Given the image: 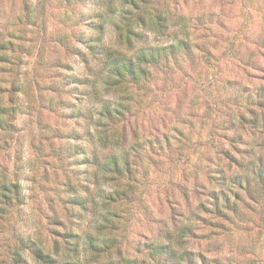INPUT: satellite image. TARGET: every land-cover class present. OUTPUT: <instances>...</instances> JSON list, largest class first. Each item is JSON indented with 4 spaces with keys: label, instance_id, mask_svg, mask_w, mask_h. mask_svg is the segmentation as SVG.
<instances>
[{
    "label": "rangeland",
    "instance_id": "1",
    "mask_svg": "<svg viewBox=\"0 0 264 264\" xmlns=\"http://www.w3.org/2000/svg\"><path fill=\"white\" fill-rule=\"evenodd\" d=\"M102 2L0 0V177L21 185L0 216V264L28 237L56 264H264V116L237 118L264 84V0H147L148 11L130 12L140 17L126 41V6ZM157 11L169 35L154 29ZM175 30L185 46L108 89L107 66L79 40L101 37L135 59L173 42ZM108 153L131 170L109 180ZM115 184L125 195L107 201ZM67 190L83 206L62 199ZM169 235L180 238L176 259L153 256Z\"/></svg>",
    "mask_w": 264,
    "mask_h": 264
},
{
    "label": "trees",
    "instance_id": "2",
    "mask_svg": "<svg viewBox=\"0 0 264 264\" xmlns=\"http://www.w3.org/2000/svg\"><path fill=\"white\" fill-rule=\"evenodd\" d=\"M68 1H83V0H68ZM100 1H103L102 2L103 5H105L104 3L107 2L106 5L104 6L106 9L114 10L113 9L114 8L113 2L115 0H99V2ZM119 1L122 2L126 6L125 11L123 13V16H125L127 19L123 18L124 24L122 25V27H125V29H124V32L120 33L122 38L126 41L127 38H130L131 33L128 30V27L130 26L131 21H136V19L138 20V18L140 17L139 14H135L134 15L135 19H133V15L130 16V12L133 9H141L143 11L146 9L148 11V9L145 8V6L147 4V0H119ZM102 3H99V7L102 6ZM157 12L158 13H156L154 15L155 19L151 20V22L154 26V29H156L162 35H165V34L169 35L170 32H167L165 30L167 28V26L162 21V19H163L162 14H160L159 11H157ZM100 16H102L101 12H100V15H98V17H100ZM94 17L95 16L92 15L91 16L92 19L90 21L92 23V25H90V28H92V29L98 28L100 26V22H101V21H95L93 19ZM98 17L96 16V18H98ZM119 25L120 24H117V26H118L117 29L121 28V27H119ZM176 30L173 32L174 33V36L172 38L174 40L173 42H169V43H166L163 45H157L155 47H151L150 48L151 50L149 52H144L142 50L139 51V49H138L139 52L136 53L137 57L135 59L126 56L122 52H118L116 50V48H114V49H112L111 47L108 48V46L106 45L107 43L103 42L101 37L94 36V35L90 34L88 37H85L84 39H83V37H80L79 40L81 41L82 44H84L85 48L90 52V54H92V56H94V58L99 61L100 64L103 61L104 62L103 65L107 66L106 75H105L104 81L102 83H103V88L108 89L112 86H115L118 82L122 81V79L127 78L128 75H132L133 77L136 78L140 73H144L145 68L142 67L143 63L159 62V59L162 56H167L172 50L180 48V46H185L186 43H185V41H184L185 39L183 37H180L178 39V41L176 43H174L176 41V37H177L176 36ZM4 45H5L4 42L1 43L2 47ZM259 45L262 48H264V38H261ZM68 46H69V44H68ZM78 53H81L80 50L78 51ZM261 53H263V52L261 51ZM0 58H2V55H0ZM262 79H264V74L262 76ZM74 83H75V86H77L79 84L84 83V81H81L78 79V81H75ZM84 87L85 88H92L93 87L94 91L91 93V91L89 90V91H87V93H88V95H91V94L94 95V93L96 91V89H95L96 86L94 84H89L88 82H86ZM97 94L98 93H95V95H97ZM232 97L234 98L235 95L232 94ZM236 100H237V102H238V100L240 102L244 101V99H242V97L240 99H236ZM245 100H248V103L253 104L254 107L246 108V111L248 113L240 112L237 114V116H238L237 118L239 120V123H242V125L247 124V123H255V124L259 123V124H261V121H259L260 120L259 118H260V116H262V117L264 116V84L259 85L256 90H253L250 93H247L245 95ZM236 104H239V102ZM257 108H259V110L261 109V111L260 112L256 111ZM115 110H117L119 113L123 112V109L116 108ZM102 113L113 114L112 110L106 106L103 107ZM3 114H5V107H0V126L2 125V123L4 121L3 120ZM247 120H249L250 122H247ZM101 130L104 132V127ZM109 134L113 135V132H111ZM105 136L107 138H109V135L107 133H105ZM105 142H106V140L103 141V143H105ZM75 148H76L75 152L82 151V149H83L80 147H75ZM219 151H222L223 154L226 152L225 149H219ZM82 153H84V152L82 151ZM224 155H227V153ZM105 157L106 158L100 162V165L104 168H107L108 173H110V176L108 177L109 180L117 179L118 175H122L126 171L129 172L131 170V165H129L127 161H121L119 159V157H117V156L113 157L112 154H109V153L106 154ZM83 158L86 159L85 153L83 155ZM257 172H258L257 174L260 176V178H263L264 171L262 170L261 167L258 169ZM233 181H234V179H233ZM20 186L21 185L19 182L9 180L4 175H2V177H0V216L5 213L6 206H8L14 200H17V198L20 196V192H21ZM105 194H106L105 197H107L106 200L112 201V200H117L121 196L125 195V191L119 184H115V186L111 189V191H108ZM213 197L215 199H217L215 194L213 195ZM62 199L66 200L68 202H71V203L81 204V206H83V203H79L77 201L75 193L72 190L71 191L67 190L66 195L62 196ZM108 217H109V215H107V214L103 215V217L101 218V223L105 224V223L109 222ZM183 229H184V227L182 226V227H180L179 230H183ZM65 234H67L65 236L70 237L69 232L65 233ZM172 239L180 240V238L177 236L171 237L169 235V237L167 238L168 241L157 243V244H155L156 246L151 247V249H150L151 254L153 256L158 255V254H163V255L166 254L169 256V258L176 259L177 252L172 248V244L175 240H172ZM87 240L89 241V244L94 251H97V252L102 251V250H100V248H101L100 243H94L91 240V238H89V237L87 238ZM18 243H19V247L26 249L31 254L33 259L36 260L39 264H56L57 258L54 257L53 253L45 250V248L43 246H41L40 244H38L34 238L28 237L27 239H22V240L19 239ZM18 248L10 250L11 256H10L9 263H7V264H29V262L26 260L25 257H23L22 253L20 252V248L19 249ZM188 254H189V252L186 251V249H184L182 251V253H180V255L183 258L185 256H188ZM62 264H74V263L70 260H65L64 263H62Z\"/></svg>",
    "mask_w": 264,
    "mask_h": 264
}]
</instances>
